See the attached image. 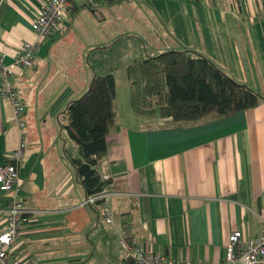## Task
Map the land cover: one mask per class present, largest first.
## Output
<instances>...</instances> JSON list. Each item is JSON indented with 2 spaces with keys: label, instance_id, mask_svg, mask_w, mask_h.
<instances>
[{
  "label": "crops",
  "instance_id": "1",
  "mask_svg": "<svg viewBox=\"0 0 264 264\" xmlns=\"http://www.w3.org/2000/svg\"><path fill=\"white\" fill-rule=\"evenodd\" d=\"M46 2L0 0L5 62L25 42L37 40L32 22ZM64 28L86 41H148L155 48L178 42L264 97V7L256 0H97L77 3ZM55 70L36 84L34 61L33 68H17L11 77L24 105L22 128L9 99L0 97V164L23 144L17 194L32 213L14 245L20 264H87L96 249L128 264L124 240L213 264L224 259L231 231L239 230L243 239L259 236L264 229V100L224 116L174 122L135 114L129 99L119 101L116 91L114 123L100 164L110 180L105 191L113 219L107 223L98 206L85 203L65 157V149L75 154L74 147L62 143L56 129L46 128L47 118L59 116L82 80L77 66L68 78ZM34 122L41 128L33 129ZM9 198L0 191V230Z\"/></svg>",
  "mask_w": 264,
  "mask_h": 264
},
{
  "label": "trees",
  "instance_id": "2",
  "mask_svg": "<svg viewBox=\"0 0 264 264\" xmlns=\"http://www.w3.org/2000/svg\"><path fill=\"white\" fill-rule=\"evenodd\" d=\"M126 74L132 111L170 117L174 122L224 116L256 107L264 100L258 91L233 80L211 60L189 50H166L136 59L127 65ZM115 95L112 73L93 74L85 92L67 102L59 113L63 117L60 126L75 150L73 154L65 149V157L74 167L86 198L110 184L100 164L107 152L106 136L114 123ZM18 251H12V256Z\"/></svg>",
  "mask_w": 264,
  "mask_h": 264
},
{
  "label": "built area",
  "instance_id": "3",
  "mask_svg": "<svg viewBox=\"0 0 264 264\" xmlns=\"http://www.w3.org/2000/svg\"><path fill=\"white\" fill-rule=\"evenodd\" d=\"M97 0H47L44 7L36 15L32 22V28L37 40L25 42L20 51L9 63L0 56V97L7 98L12 104L18 126L22 128L24 121V105L18 96L11 77L17 68H33L34 55L39 49L40 43L47 37L61 31L62 26L72 13L75 5H89ZM264 7V0H256ZM170 118V117H169ZM23 144L11 152L6 158L7 163L0 164V191L9 193L10 198L6 204L5 224L0 230V264H20V261L12 256L14 245L20 232L32 222V213L26 209L17 190L20 186L19 162L22 157ZM108 193L104 190L86 198L85 203L98 206L99 214L107 223H111L113 215L108 207ZM125 250V258L134 264H200L188 259H177L159 252L145 249L141 245H131L122 241ZM213 264H264V229L254 239H243L239 230H233L228 234L225 247V257L222 261Z\"/></svg>",
  "mask_w": 264,
  "mask_h": 264
},
{
  "label": "rangeland",
  "instance_id": "4",
  "mask_svg": "<svg viewBox=\"0 0 264 264\" xmlns=\"http://www.w3.org/2000/svg\"><path fill=\"white\" fill-rule=\"evenodd\" d=\"M171 42V41H170ZM184 44V41L181 42ZM96 44V45H95ZM174 44V43H172ZM177 45L166 46V41L155 48L148 41L136 40H110V41H86L79 33L72 29L67 32L66 28L60 32L47 37L41 44L35 56V64L38 72L34 81L36 84L41 82L44 75L51 76V72L59 69L61 78H68L71 67L77 66L82 71V80L78 87L74 90L72 99L81 96L88 86L87 80L93 74L112 73L117 80V96L119 101L129 99V84L127 83L126 67L136 59H142L148 56L161 53L166 50H192L190 47ZM103 46L102 49L95 46ZM56 71V70H55ZM48 129H56L60 140L72 145V141L68 138L64 128H61V118H47ZM42 125L33 124V129H39ZM72 168H74L71 165ZM138 245V244H137ZM141 245V244H139ZM143 246L145 249L147 247ZM101 250V251H100ZM106 249H96L93 258L87 264H117L112 257L105 254ZM128 264H134L124 258ZM120 264H124L120 260Z\"/></svg>",
  "mask_w": 264,
  "mask_h": 264
}]
</instances>
